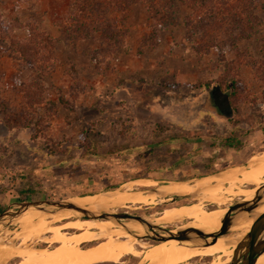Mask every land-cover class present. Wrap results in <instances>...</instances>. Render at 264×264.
<instances>
[{
	"label": "rangeland",
	"instance_id": "1",
	"mask_svg": "<svg viewBox=\"0 0 264 264\" xmlns=\"http://www.w3.org/2000/svg\"><path fill=\"white\" fill-rule=\"evenodd\" d=\"M74 10L73 0H0V23L13 26L14 38L28 36V24H35L57 42L52 68L37 76L22 70L0 49V212L22 201H61L110 190L128 194L126 182L140 178L159 185L194 182L227 169L245 168L253 156L264 152V15L251 38L239 41L234 49L235 35L214 32L201 37L202 20H193L196 33L186 29L190 11L182 6L177 25L154 35L145 10L127 6L119 14L109 13L105 25L110 27L81 29L80 35L66 37L58 21ZM25 79L39 87V104L32 112L21 108L19 84ZM206 84L221 88L219 106L208 95L200 99ZM174 93L179 101H197V119L183 122L168 113L165 102ZM157 96L162 97L161 107L156 105ZM226 96L234 107L230 120L219 111ZM227 187L221 193L224 204L205 202L204 212L219 206L227 209L244 198L242 191L253 188L240 183L228 193ZM146 188L135 184L133 191ZM155 201L159 202L128 201L111 210L160 216L169 206L192 202L186 198L174 204ZM26 213L3 232L36 226L37 221L17 220ZM160 226L174 229L180 224ZM35 243L47 246L39 240ZM140 243L147 246H136L137 255L126 256V264H137L154 244ZM228 256H198L189 263L228 264Z\"/></svg>",
	"mask_w": 264,
	"mask_h": 264
},
{
	"label": "bare ground",
	"instance_id": "2",
	"mask_svg": "<svg viewBox=\"0 0 264 264\" xmlns=\"http://www.w3.org/2000/svg\"><path fill=\"white\" fill-rule=\"evenodd\" d=\"M250 161L245 168L240 167L234 171L227 169L194 182L171 181L159 185L151 179L140 178L126 182L128 194L125 190H110L93 196L72 197L71 200L83 208L88 206L87 209L92 211L112 212L111 209L124 207L128 201H144L146 205H152L159 202L155 201L156 199L163 203L170 201L172 195H193L190 204L169 206L160 216L150 214L144 218L157 225L178 223L183 228L196 227L211 233L220 228L221 219L227 209L219 206L204 212L202 204L209 202L223 205L221 193L225 184H229L225 189L228 193L239 188L240 183L253 186L252 189L249 188L251 190L240 193L246 199H252L255 191L264 185V152L253 156ZM229 171L231 172L227 173ZM239 175L242 177L239 178ZM135 184L145 186L146 189L158 188V193H150L147 190L133 191ZM260 213H264V205L256 210V214ZM66 217L71 218L73 215L69 211L56 214L35 209L28 211L23 218L17 220L22 223L37 221V225L19 232L0 233V264L14 258L21 259L16 264H121L126 256L137 255L136 246H147L130 234H144L143 227L138 223H124L122 227L110 221L68 220ZM185 218L190 221L183 222ZM251 224L252 220L238 222L234 227V234L220 238L215 245L209 247H195L190 243L169 241L150 246L144 250L141 258L149 264H190L189 261L198 256L223 254L229 255L227 262H230L234 248L249 231ZM68 229L78 231L69 234L66 231ZM91 230H96L97 233ZM10 235L13 239L7 243L6 239ZM15 240L20 243L16 245ZM35 240L47 243V246H38ZM83 242L91 244L84 247ZM258 264H264V255L260 257Z\"/></svg>",
	"mask_w": 264,
	"mask_h": 264
},
{
	"label": "trees",
	"instance_id": "3",
	"mask_svg": "<svg viewBox=\"0 0 264 264\" xmlns=\"http://www.w3.org/2000/svg\"><path fill=\"white\" fill-rule=\"evenodd\" d=\"M75 10L65 19L58 21V27L62 35L71 37L70 33L80 35V30L96 31L100 27L108 28L109 13L116 15L127 6H139L145 10L149 19L153 22L152 35L155 31H166L177 25L180 6L187 8L190 14L187 16L185 27L190 32L194 31L193 20L205 22L198 28L201 37L214 32L225 34L234 38L231 43L236 49L239 41L250 39L257 25L263 22L264 0H73ZM112 8L106 11L107 8ZM190 27V28H189ZM28 36L14 38L13 26L0 23V49L9 53V59L15 61L22 70L28 69L33 74L48 73L54 62L53 50L56 41L50 34L41 30L35 24H28ZM150 28V27H149ZM99 32V31H98ZM156 40V37L153 39ZM37 73V74H38ZM36 74V76H37ZM3 79H0V87ZM19 87L23 93L21 108L32 112V108L38 106L39 87L32 79L20 82ZM205 93L200 98L211 93H221L219 86L204 85ZM37 94V95H36ZM170 101L165 102L169 114L180 121L190 122L197 117V101L182 102L177 94H169ZM208 97V96H207ZM162 97H156V105L163 106ZM192 99V98H191ZM31 122V120H30ZM29 124V123H27Z\"/></svg>",
	"mask_w": 264,
	"mask_h": 264
},
{
	"label": "water",
	"instance_id": "4",
	"mask_svg": "<svg viewBox=\"0 0 264 264\" xmlns=\"http://www.w3.org/2000/svg\"><path fill=\"white\" fill-rule=\"evenodd\" d=\"M145 190L150 193H158V188ZM180 198L192 200L193 195H172L169 198L170 201L165 202V204H174ZM71 199L12 203L0 212V233H3L4 229L11 225L17 217L30 210L35 209L54 214L61 211H69L75 218L81 220L110 221L122 227L124 223H138L143 227L144 234L140 235L134 232H130V234L139 242L153 241L154 244H150L151 246L169 241H178L179 243H190L195 247H209L215 245L220 238L234 234V227L238 222L252 220L249 231L234 248L228 264H258L260 257L264 255V213L256 214V210L264 205V185L255 191L252 199L242 198L229 206L221 219L220 228L211 233L196 227L183 228L178 226L175 229H168L166 226H160L148 221L144 218L145 215L132 214L128 211H92L79 206ZM140 263L149 264L148 261L144 262L142 258L137 264Z\"/></svg>",
	"mask_w": 264,
	"mask_h": 264
},
{
	"label": "flooded vegetation",
	"instance_id": "5",
	"mask_svg": "<svg viewBox=\"0 0 264 264\" xmlns=\"http://www.w3.org/2000/svg\"><path fill=\"white\" fill-rule=\"evenodd\" d=\"M209 98L211 99V101L216 105V106H219V97H220V94L218 93H211L208 95ZM228 96H226L225 100H223V104L221 105V108L222 109H219V111L223 112V118L227 119V120H230L234 114V107L230 104L229 102V98H227ZM218 110V109H217ZM214 112H217L216 110H213ZM216 114V113H215ZM194 119H197V117H195ZM193 119V120H194ZM147 242H149L150 240H146ZM231 249V248H230ZM227 256V255H226ZM128 257H126L123 262L121 264H126V260H127ZM193 260V259H192ZM136 262H132V263H129V264H135Z\"/></svg>",
	"mask_w": 264,
	"mask_h": 264
}]
</instances>
